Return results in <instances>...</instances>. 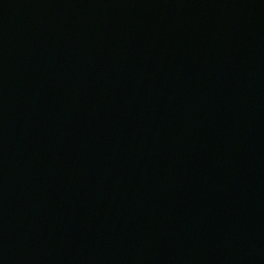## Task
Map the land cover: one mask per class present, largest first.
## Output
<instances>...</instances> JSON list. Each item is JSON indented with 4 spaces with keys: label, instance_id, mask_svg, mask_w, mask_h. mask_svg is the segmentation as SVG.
I'll use <instances>...</instances> for the list:
<instances>
[{
    "label": "water",
    "instance_id": "water-1",
    "mask_svg": "<svg viewBox=\"0 0 264 264\" xmlns=\"http://www.w3.org/2000/svg\"><path fill=\"white\" fill-rule=\"evenodd\" d=\"M0 264H264V0H0Z\"/></svg>",
    "mask_w": 264,
    "mask_h": 264
}]
</instances>
